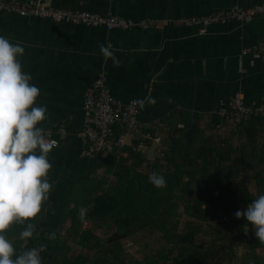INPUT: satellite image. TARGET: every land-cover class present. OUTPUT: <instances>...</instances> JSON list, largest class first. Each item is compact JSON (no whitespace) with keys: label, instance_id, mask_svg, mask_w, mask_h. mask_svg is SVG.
Returning a JSON list of instances; mask_svg holds the SVG:
<instances>
[{"label":"crops","instance_id":"obj_1","mask_svg":"<svg viewBox=\"0 0 264 264\" xmlns=\"http://www.w3.org/2000/svg\"><path fill=\"white\" fill-rule=\"evenodd\" d=\"M264 0H52L127 18H174L200 15L233 5ZM0 35L20 43L21 70L40 89L34 101L46 106L41 128L65 126L66 135L48 159L50 176L64 179L69 163L85 147L81 131L86 90L100 72L113 95L128 101L151 96L154 104L140 107V120L152 123L165 149L173 140L192 143L218 133L242 145L247 133L264 138V115L238 126L221 118V98L242 92L245 102L264 100V56L244 53L264 38V16L200 26L113 28L55 21L41 16L0 12ZM104 45L119 60L100 51ZM249 145H246L248 147ZM97 232V231H96ZM98 233V232H97Z\"/></svg>","mask_w":264,"mask_h":264},{"label":"trees","instance_id":"obj_2","mask_svg":"<svg viewBox=\"0 0 264 264\" xmlns=\"http://www.w3.org/2000/svg\"><path fill=\"white\" fill-rule=\"evenodd\" d=\"M246 137L242 145L217 132L173 140L153 159L131 147L130 161L76 157L64 179L48 170L52 188L40 211L10 223L5 235L15 254L44 245L42 264H264V242L234 215L264 193V138ZM153 172L165 177L163 187L148 180ZM29 222L33 235L21 239ZM104 227L108 235L96 232ZM151 230L161 233V247L141 258L127 250L126 238ZM69 241L80 249L72 252Z\"/></svg>","mask_w":264,"mask_h":264},{"label":"clouds","instance_id":"obj_3","mask_svg":"<svg viewBox=\"0 0 264 264\" xmlns=\"http://www.w3.org/2000/svg\"><path fill=\"white\" fill-rule=\"evenodd\" d=\"M100 51L105 58L119 63L104 45ZM23 52L22 44L0 35V264H42L40 252L44 245L39 250L33 247L15 254L4 230L13 221L23 223L34 217L52 188L46 177L51 168L48 153L55 141L46 139L38 126L46 118V106L34 103L40 89L30 83L31 74L21 70L18 57ZM146 102L154 104L155 99L148 96L136 101L141 108ZM148 180L156 187L166 183L157 172L149 174ZM80 211L83 216L85 210ZM234 215L244 217L252 225L255 237L264 242V193ZM34 229L35 225L29 222L19 233L20 238L31 237Z\"/></svg>","mask_w":264,"mask_h":264},{"label":"built area","instance_id":"obj_4","mask_svg":"<svg viewBox=\"0 0 264 264\" xmlns=\"http://www.w3.org/2000/svg\"><path fill=\"white\" fill-rule=\"evenodd\" d=\"M16 13L22 16H41L55 21H67L88 26L104 25L113 28H150L156 26L197 25L206 31L213 23L230 20H248L255 16H264V1L248 6L233 5L223 7L206 14L186 15L174 18H142L133 19L114 14H103L88 9L71 6H54L52 0H0V12ZM244 53H254L264 56V38L255 46L243 50ZM136 99L124 101L111 92L107 77L100 72L85 93L83 110L85 115L81 135L85 147L82 156L107 157L115 153L118 158L130 161L132 155L127 149L147 153V158L153 159L157 152L162 154V148L156 147L153 156L148 152L154 141H159L152 123H143L140 118V106ZM218 115L238 126L246 120L264 115V100L247 103L242 92H236L219 101ZM46 139L55 141L53 147L61 144L66 135L63 125L42 128ZM221 133V126H218Z\"/></svg>","mask_w":264,"mask_h":264},{"label":"rangeland","instance_id":"obj_5","mask_svg":"<svg viewBox=\"0 0 264 264\" xmlns=\"http://www.w3.org/2000/svg\"><path fill=\"white\" fill-rule=\"evenodd\" d=\"M96 231L103 236L108 235L111 232V230L108 227L98 228L96 229ZM69 244L73 248L72 252L78 251L80 249V247L77 244H75L73 241H69ZM162 244H163V239L161 237V233L155 230L145 231L144 233H141L135 236L134 238H126L124 240V245L127 248V250L130 253L134 254V256L140 258L146 252L153 253L156 250V248L161 247ZM88 252L91 251L88 250ZM240 252H243V248L240 249Z\"/></svg>","mask_w":264,"mask_h":264},{"label":"water","instance_id":"obj_6","mask_svg":"<svg viewBox=\"0 0 264 264\" xmlns=\"http://www.w3.org/2000/svg\"><path fill=\"white\" fill-rule=\"evenodd\" d=\"M158 146H159V141H154L153 144L151 145L150 149H149L148 155L153 156L155 153V149Z\"/></svg>","mask_w":264,"mask_h":264}]
</instances>
